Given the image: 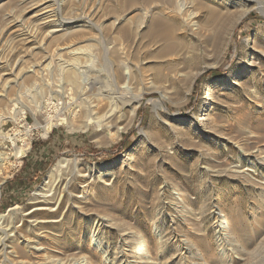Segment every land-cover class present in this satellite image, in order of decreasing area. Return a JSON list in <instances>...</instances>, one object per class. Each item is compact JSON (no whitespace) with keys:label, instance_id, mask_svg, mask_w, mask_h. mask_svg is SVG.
Wrapping results in <instances>:
<instances>
[{"label":"rangeland","instance_id":"374dc122","mask_svg":"<svg viewBox=\"0 0 264 264\" xmlns=\"http://www.w3.org/2000/svg\"><path fill=\"white\" fill-rule=\"evenodd\" d=\"M262 2L220 0L231 27L195 31L181 15L175 51H161L149 38L158 5L0 0V264H264ZM55 117L70 123L46 134ZM53 132L36 173L37 153L17 152ZM22 174L30 185L5 205Z\"/></svg>","mask_w":264,"mask_h":264},{"label":"bare ground","instance_id":"6f19581e","mask_svg":"<svg viewBox=\"0 0 264 264\" xmlns=\"http://www.w3.org/2000/svg\"><path fill=\"white\" fill-rule=\"evenodd\" d=\"M219 1L220 0H142V2L146 5H149L150 7L149 8H152L151 5H155V7L158 5L160 7H164L166 12L165 15L163 14V12L160 10V9H157V12L161 15V18L155 20L153 22V28L150 30V33H149V38L152 39V42L153 43H161L163 48L161 49V51H166V49H173L176 45L175 44H172L171 43H168V40H169V33H170V29L168 28L169 24L170 23H174V22H177V19L179 16H183V22L182 24H184V28H192V30H198L203 24H200L199 23H205V24H211L212 22H217L218 19H220L222 22H229V25L231 24L230 23V17H225L223 15V12L222 11V8H220V4H219ZM225 2V1H224ZM263 3V2H262ZM261 3V4H262ZM130 4V3H129ZM228 5V4H227ZM226 6V5H225ZM197 9L198 12H196L195 10H193V8ZM156 8H159V7H156ZM261 10L264 11V3H263V6L260 7ZM155 9V8H154ZM143 10V9H142ZM150 9H148L149 11ZM198 13H200L198 16ZM223 17V18H222ZM182 19V18H181ZM179 23V22H178ZM181 23V22H180ZM142 24V23H141ZM228 24V23H227ZM225 25V24H224ZM180 27V26H179ZM231 27V25H230ZM57 28V27H56ZM156 28H158V30H156ZM183 28V29H184ZM128 30V29H127ZM187 31V30H186ZM185 31V32H186ZM194 31V32H195ZM184 32V31H183ZM171 34V33H170ZM184 34V33H183ZM172 35V34H171ZM27 36V35H26ZM188 36V35H187ZM185 36V38L187 37ZM127 37V36H126ZM183 37V35H182ZM220 37V36H219ZM218 36L216 37V39L219 38ZM181 38V37H180ZM183 38V39H185ZM172 40V39H171ZM179 40V39H178ZM182 41V40H181ZM179 43V42H178ZM181 44V43H180ZM180 44H177V45H180ZM183 44V43H182ZM196 45V44H195ZM194 45V46H195ZM71 47V46H70ZM178 48V47H177ZM68 48H64L63 50H67ZM175 51V49H173ZM172 50V52H173ZM169 51V50H167ZM171 51V50H170ZM199 51V50H198ZM11 53V52H10ZM70 55H77L78 53H75L73 51H69L68 52ZM163 53V52H162ZM81 55L84 54V53H80ZM161 54V53H160ZM160 56V55H159ZM153 57V56H152ZM156 58V57H155ZM79 59V58H78ZM153 59V58H152ZM157 59H159L157 57ZM71 60H73L71 58ZM75 61V62H74ZM79 61L77 59L74 58L73 62L76 64V62ZM192 61V57H191V60ZM196 61V57L193 58V61H192V65H194ZM186 63V62H185ZM64 64H67V65H64L66 67H70V66H73L75 64H72V63H69V62H65ZM78 64V63H77ZM81 64V63H79ZM83 65V64H81ZM80 65V66H81ZM190 65V64H189ZM53 66V65H52ZM63 66V65H61ZM79 67V65H78ZM73 67H71V70ZM81 68V67H80ZM84 68V67H83ZM47 69V68H46ZM60 69V68H59ZM70 69V68H68ZM60 71V70H59ZM68 72V71H66ZM73 74V81H77L78 78H77V71H73L72 72ZM71 74V75H72ZM199 74V72H198ZM62 75V74H61ZM79 75V74H78ZM181 75V74H180ZM121 76V75H120ZM23 77V76H22ZM123 77V76H122ZM161 77V75H160ZM128 80V79H126ZM80 82V81H79ZM74 83V82H73ZM77 85V84H76ZM35 95V94H34ZM36 96V95H35ZM255 96V95H254ZM37 97V96H36ZM89 101V100H88ZM95 107V106H94ZM86 110V109H84ZM92 112V111H91ZM113 112V111H112ZM110 112V113H112ZM113 115V114H112ZM106 116H109L108 114ZM94 117V116H93ZM105 117V116H104ZM101 118V117H100ZM105 122L108 121L107 124H109L111 122V118L109 116L108 117H105ZM16 119V117H15ZM104 119V118H103ZM113 119V118H112ZM17 120V119H16ZM20 120V119H18ZM95 120L98 121L97 119L94 118H87L86 120V124H85V130L88 129L89 126L93 125L95 123ZM101 120V119H100ZM57 121V124L59 125H68L70 122L69 119L65 118V117H55L53 119V122L50 123L48 126H46V134L50 133L52 128H53V125L55 124L54 122ZM110 121V122H109ZM102 122V121H101ZM98 123V122H96ZM104 125V124H103ZM44 127V126H43ZM40 131V130H39ZM38 132V131H37ZM45 133V132H44ZM44 135V134H43ZM45 136V135H44ZM3 153V152H2ZM0 153V165H4L3 164V156L4 154ZM26 154V149L25 150H20L17 152V156L20 158L21 156H24ZM70 166V161L63 158V159H60L58 160L54 165L53 167L50 169L47 177L45 178L43 184H41L38 189L34 192V198L33 200H35L36 202H40V200L42 201L45 200L47 201L48 198L50 197L49 193L51 192L52 190V187L53 185L55 184L56 180L62 175L63 171L65 169H68V167ZM236 173V172H235ZM2 175L1 177V180H0V184L4 183L5 179H6V175L4 173L0 174ZM52 199V198H51ZM50 199V200H51ZM55 200V199H54ZM52 201V200H51ZM49 202V201H48ZM47 202V203H48ZM52 204V203H51ZM41 210V209H40ZM46 210V209H45ZM4 215L5 214H1L0 215V225H2L5 221L2 219L4 218ZM28 215V214H27ZM227 223V222H226ZM229 226V225H228ZM226 224L221 226L223 227V230L224 231H227L228 229H230ZM1 227V226H0ZM3 229V228H2ZM9 232V231H8ZM199 243V242H198ZM41 250V249H40ZM82 260H85V259H81V258H74V259H71V260H68V261H65L64 263L62 264H82ZM60 264V262H59ZM86 264H90L89 263V260L87 261L86 260ZM223 264V263H222Z\"/></svg>","mask_w":264,"mask_h":264},{"label":"crops","instance_id":"0c3cea01","mask_svg":"<svg viewBox=\"0 0 264 264\" xmlns=\"http://www.w3.org/2000/svg\"><path fill=\"white\" fill-rule=\"evenodd\" d=\"M51 134L49 136H47L46 141L43 140L41 142L40 141L39 142H37V141L32 142L31 146H30V149L28 148V150H27V155L23 158L24 160H26L28 158L29 154L31 153L32 149H33V151L35 153H37V155H39V156L36 155V158H38V160L35 162L36 164H38L37 166L39 167V168L35 169V171L37 173L41 172L42 164L47 162V157L46 156H47V154H49L48 148H49L50 143L52 142V140L55 138V133L53 132ZM31 157H32V155H31ZM24 160L22 161L23 164H24ZM26 162L29 163V159H27ZM27 168L28 167H25L23 169L24 171L22 172V173H24L25 176L26 175H30L29 174L30 172L27 174L26 171H25V170H27ZM31 170L33 171V169H31ZM25 176H23V174H22V179H20V180H22V181H20L21 185H19V187H17V188L11 187L12 189H10L9 186H13V182L12 181L6 183V187H4L3 194H2V200L5 201V205L9 204L11 206V204L15 203L12 200H7L6 199L8 197V195H9V190H10V193H14L15 190H17V191L21 190L22 191V190H24L27 187V185H30L29 182H28V179H26ZM17 182H19L18 179L15 181V184ZM5 190H8L7 191L8 193H4Z\"/></svg>","mask_w":264,"mask_h":264},{"label":"built area","instance_id":"2783aa9c","mask_svg":"<svg viewBox=\"0 0 264 264\" xmlns=\"http://www.w3.org/2000/svg\"><path fill=\"white\" fill-rule=\"evenodd\" d=\"M26 155H27V151H26V154H25V156H26ZM25 156H23L22 158H24ZM22 158H21V159H22Z\"/></svg>","mask_w":264,"mask_h":264},{"label":"trees","instance_id":"16d2710c","mask_svg":"<svg viewBox=\"0 0 264 264\" xmlns=\"http://www.w3.org/2000/svg\"><path fill=\"white\" fill-rule=\"evenodd\" d=\"M213 74H217V72H212ZM37 173V172H36Z\"/></svg>","mask_w":264,"mask_h":264}]
</instances>
